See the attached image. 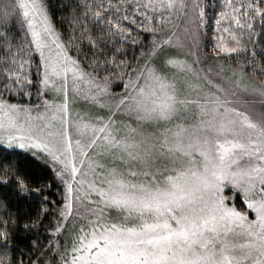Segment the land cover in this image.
<instances>
[{"label": "snow or ice", "instance_id": "1", "mask_svg": "<svg viewBox=\"0 0 264 264\" xmlns=\"http://www.w3.org/2000/svg\"><path fill=\"white\" fill-rule=\"evenodd\" d=\"M0 264H264V0H0Z\"/></svg>", "mask_w": 264, "mask_h": 264}]
</instances>
